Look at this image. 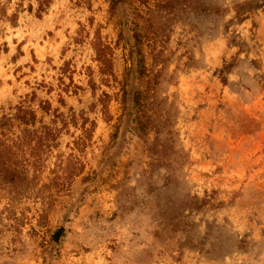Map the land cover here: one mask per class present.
<instances>
[{"label":"rangeland","instance_id":"1","mask_svg":"<svg viewBox=\"0 0 264 264\" xmlns=\"http://www.w3.org/2000/svg\"><path fill=\"white\" fill-rule=\"evenodd\" d=\"M207 2L139 77V2L0 0V264H264V0Z\"/></svg>","mask_w":264,"mask_h":264},{"label":"trees","instance_id":"2","mask_svg":"<svg viewBox=\"0 0 264 264\" xmlns=\"http://www.w3.org/2000/svg\"><path fill=\"white\" fill-rule=\"evenodd\" d=\"M37 1V17L39 14L44 11L45 7L48 4V0H36ZM110 3V11L113 12L120 2V0H108ZM139 2L142 6H144L145 11L143 14H136L137 18L143 20L144 24L141 26L140 31L133 27L132 39L134 50L131 54H134L137 59V74L139 77H143L146 74V69L144 67L143 62V41H151L154 39H162L163 37H167V32L170 30L169 26L175 25L177 22H180L182 25L190 24L189 13H195V19L203 17L205 14L209 16H221L224 13H227L225 9H215L213 10L207 0H156L154 5H147L146 0H135ZM255 2V1H254ZM252 3H243L237 5L236 8V16L241 17L245 11L251 9ZM210 7V8H209ZM31 6L28 7V11H31ZM236 17V18H237ZM196 26V24H195ZM197 27V26H196ZM161 61H155V64L160 63ZM233 64L225 63L222 68L218 71V75L222 78L223 82H225L224 75L229 72L232 68ZM151 89H145L143 91L135 90L132 94L131 100V109L133 110V117H153L152 115H156L154 111H150L148 109V104L146 100L148 99V92ZM24 118V117H22ZM3 147V145H1ZM3 168V167H0ZM4 169H0V172L3 174L4 181H10L7 175H4ZM189 207H191L192 202L189 201L187 203ZM188 208V207H186ZM193 208L195 209V205L193 203ZM190 210V208H188ZM63 234V229L59 228L52 235V240L58 242L59 238ZM241 244V241L238 242V245ZM237 245V248L240 246Z\"/></svg>","mask_w":264,"mask_h":264}]
</instances>
